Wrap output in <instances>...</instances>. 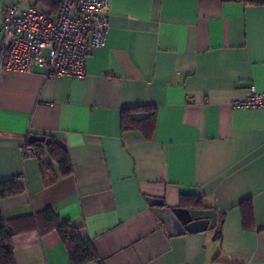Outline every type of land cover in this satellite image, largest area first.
<instances>
[{"label":"crops","instance_id":"crops-1","mask_svg":"<svg viewBox=\"0 0 264 264\" xmlns=\"http://www.w3.org/2000/svg\"><path fill=\"white\" fill-rule=\"evenodd\" d=\"M9 2L49 11L0 0V28ZM109 17L82 78L38 66L2 75L0 181L23 187L0 199L16 264H70L47 208L79 229L99 264H264V108L231 106L250 85L264 91V6L110 0ZM142 105L155 108L149 140L121 129V110ZM29 135L62 143L71 173L55 178L53 162L41 170L24 157ZM182 195L215 212L213 229L168 232L148 199L175 208Z\"/></svg>","mask_w":264,"mask_h":264},{"label":"built area","instance_id":"built-area-1","mask_svg":"<svg viewBox=\"0 0 264 264\" xmlns=\"http://www.w3.org/2000/svg\"><path fill=\"white\" fill-rule=\"evenodd\" d=\"M110 0H58L55 13L8 3L2 11L0 81L5 72L43 67L47 77L82 78L89 51L102 48L110 29ZM233 108H264V91L250 85ZM24 157L37 152L26 143Z\"/></svg>","mask_w":264,"mask_h":264},{"label":"trees","instance_id":"trees-1","mask_svg":"<svg viewBox=\"0 0 264 264\" xmlns=\"http://www.w3.org/2000/svg\"><path fill=\"white\" fill-rule=\"evenodd\" d=\"M249 5L264 6V0H236ZM42 7H47L49 13H55L58 7V0H36ZM47 11V10H46ZM148 111L144 116H136L142 112ZM155 108L150 105L135 106L121 110V129L126 131H138L147 140L151 139L154 127ZM49 143H26L34 148L37 152L36 157L39 160L41 170H51V162L57 166L55 178L63 177L71 173L72 166L65 146L59 141L48 138ZM45 147L48 151L49 160H44L41 155V148ZM23 187L17 182L15 177L0 181V199L20 193ZM180 206L186 208H200L199 199L191 196L180 197ZM242 221L245 227L252 224L251 203L246 201L241 205ZM44 216L54 221V228L65 245L70 264H99V259L90 241L83 237L79 229L72 226L69 222H56V213L47 208L43 212ZM13 232L8 226L7 221L2 217L0 212V264H16L13 249Z\"/></svg>","mask_w":264,"mask_h":264},{"label":"water","instance_id":"water-1","mask_svg":"<svg viewBox=\"0 0 264 264\" xmlns=\"http://www.w3.org/2000/svg\"><path fill=\"white\" fill-rule=\"evenodd\" d=\"M27 141L28 143H49L48 139L39 135H29ZM148 202L157 207L156 212L170 234L213 229L216 222L215 212L211 209L167 208L163 206L161 200L153 198H149Z\"/></svg>","mask_w":264,"mask_h":264},{"label":"rangeland","instance_id":"rangeland-1","mask_svg":"<svg viewBox=\"0 0 264 264\" xmlns=\"http://www.w3.org/2000/svg\"><path fill=\"white\" fill-rule=\"evenodd\" d=\"M25 9V8H24ZM18 10H23L21 7H18Z\"/></svg>","mask_w":264,"mask_h":264}]
</instances>
